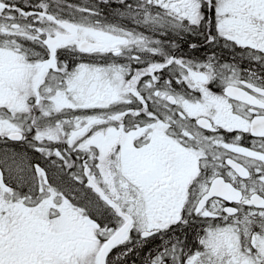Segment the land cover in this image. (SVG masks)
I'll list each match as a JSON object with an SVG mask.
<instances>
[{
    "label": "snow or ice",
    "instance_id": "snow-or-ice-1",
    "mask_svg": "<svg viewBox=\"0 0 264 264\" xmlns=\"http://www.w3.org/2000/svg\"><path fill=\"white\" fill-rule=\"evenodd\" d=\"M0 264H264V0H0Z\"/></svg>",
    "mask_w": 264,
    "mask_h": 264
}]
</instances>
